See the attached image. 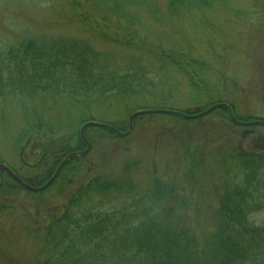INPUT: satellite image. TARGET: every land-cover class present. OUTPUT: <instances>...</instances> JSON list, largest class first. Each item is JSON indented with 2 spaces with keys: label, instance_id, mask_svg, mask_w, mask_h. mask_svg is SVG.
Here are the masks:
<instances>
[{
  "label": "rangeland",
  "instance_id": "rangeland-1",
  "mask_svg": "<svg viewBox=\"0 0 264 264\" xmlns=\"http://www.w3.org/2000/svg\"><path fill=\"white\" fill-rule=\"evenodd\" d=\"M97 1L0 0V50L27 38L36 44L63 39L77 50L91 51L95 59L90 60L113 72L117 85L101 98L95 87L75 85L77 97L94 100L82 104L62 96L61 85L50 79L62 66L46 74L32 71V80L15 74L11 87L0 88V164L37 188L53 174L45 177L43 170H55L56 159L47 152L49 127L55 133L73 130L79 153L87 147L80 137L85 122H113L125 132L129 116L138 112L124 137L91 131L95 144L86 139L90 149L83 168L43 191L3 181L0 173V264H49L58 249L45 244L57 240L47 236L48 227L94 173L129 180L133 195L154 178L172 182L180 200L166 205L182 207H176L171 221L198 228L204 240L203 232L214 224L215 210L240 171L224 156L238 151L239 142L243 149L256 150V133L242 138L243 127L221 109L190 120L154 110L196 113L223 101L242 118L262 114L264 79L258 73L264 68V0H146L123 12ZM55 143L59 146L58 139ZM109 199L99 203L94 197L90 205L73 208L72 215L112 207ZM248 217L255 226L264 224V210Z\"/></svg>",
  "mask_w": 264,
  "mask_h": 264
},
{
  "label": "trees",
  "instance_id": "trees-1",
  "mask_svg": "<svg viewBox=\"0 0 264 264\" xmlns=\"http://www.w3.org/2000/svg\"><path fill=\"white\" fill-rule=\"evenodd\" d=\"M145 1L97 2L114 12H123ZM126 18H129L127 21L133 19L130 16L121 19ZM92 58L95 59L94 54L87 48L77 50L74 46H68L63 39L36 44L33 39L27 38L9 45L6 50H0V88L11 87L10 82H15L16 75H19V79L27 76L25 80H32L33 76H28L32 71L46 74L53 69L58 72L62 66L56 76H50L52 82L61 85L64 91L62 96L72 102H92L94 100L90 96L77 97L72 93L74 86L78 85L81 89L95 87V92L100 94L98 98L106 89L117 87L114 82L116 75L106 66H96L94 60H90ZM127 88L128 85L125 86ZM102 123L122 130L121 125L113 122ZM84 131L92 144L95 141L94 136H90L91 131L103 133L104 137L109 133L115 134L96 125L87 126ZM47 132L50 137L47 152L48 155L53 154L57 164L80 148V142L74 140L76 136H73V130L72 133L69 129L56 130L55 133L49 127ZM24 133L28 134L29 131L25 130ZM56 139L59 146L55 143ZM224 157L233 160L240 171L232 179L234 187L227 191L215 210L214 224L207 226L203 232L207 233L204 240L200 239L198 228L180 226L171 221L177 214L176 207H182L166 205L168 201L180 200V193L172 182L154 178L147 189L133 195L134 189L129 180L122 177L106 179L94 173L74 190L68 204L61 210L62 215L53 219L48 227L47 236L57 237V240L53 243L48 239L50 242L47 240L45 244L58 249L55 258L51 257L52 260L48 261L49 264H264V224L255 226L248 217L251 213L264 210V154L236 151ZM83 160V157L69 158L54 182L65 178L70 172L77 174L83 168ZM55 161L54 169L57 166ZM54 171L43 170V175L46 177ZM1 176L3 181H13L5 172ZM105 196L110 197L112 207L101 209L99 205L95 209L83 210L79 217H73V208H79L77 205H90L94 197L96 202L102 203ZM70 224L73 229H69Z\"/></svg>",
  "mask_w": 264,
  "mask_h": 264
},
{
  "label": "flooded vegetation",
  "instance_id": "flooded-vegetation-1",
  "mask_svg": "<svg viewBox=\"0 0 264 264\" xmlns=\"http://www.w3.org/2000/svg\"><path fill=\"white\" fill-rule=\"evenodd\" d=\"M258 76H259V78L264 79V68H260ZM215 104H222L221 106H219L215 109H221V111L222 110L225 111L227 116L229 114L228 109H230L232 114L235 115L233 104H229V103L223 102V101L215 103ZM260 109H262L263 113L260 115H256L254 118H250L251 115H249L247 117H243V118L237 114L235 115V116H237L235 118L237 120V123L233 122V124L236 125L237 127H243V130L241 132L242 138H245V136L249 133H256V136L254 135L253 139L254 140L256 139V141H258V144L253 145V147L256 149L254 152L249 151L247 149H243L241 142H239L238 150L240 153H244V154H262V153H264V131H262V130H264V102L261 103ZM253 121L258 122V123L254 124V125H247V124H249V122H253ZM256 127L259 128L260 130H255Z\"/></svg>",
  "mask_w": 264,
  "mask_h": 264
},
{
  "label": "water",
  "instance_id": "water-1",
  "mask_svg": "<svg viewBox=\"0 0 264 264\" xmlns=\"http://www.w3.org/2000/svg\"><path fill=\"white\" fill-rule=\"evenodd\" d=\"M213 108H215V106H212L211 108H209V109H207L206 111H204V112H201V113H199V114H194V115H187V114H183V113H180V112H177V111H172V110H164V109H158V110H154V112H160V113H168V114H176V115H179V116H181V117H184V118H192V117H199V116H201V115H203V114H205V113H207V112H209V111H211ZM145 112H149V111H145ZM138 112H135V113H133V114H131L130 116H129V127H128V130H127V132H125V133H120V132H118L117 130H115V129H113L118 135H120V136H123V135H127L129 132H130V130H131V123H132V119L134 118V116L137 114ZM88 124H91V125H93V124H95V123H93V122H88V123H86V124H84L82 127H81V129H80V135H81V137H82V139L85 141V143H86V145H87V147H86V149L83 151V152H80V153H78V154H80V155H84L89 149H90V146H89V143L86 141V139H85V137H84V135H83V130H84V128H85V126L86 125H88ZM100 125H102V126H105V127H109L108 125H105V124H100ZM111 128V127H110ZM74 154V153H73ZM73 154H71V155H73ZM68 157H70V156H67L60 164H59V166H58V169H59V167L64 163V161L68 158ZM58 169L56 170V172L54 173V175L43 185V186H41L40 188H31L28 184H26V183H24V182H22L16 175H14L5 165H3V164H0V170H5L6 172H8V174L14 179V180H16L18 183H20L24 188H26V189H29V190H32V191H37V190H43L45 187H47L52 181H53V179L56 177V175H57V173H58Z\"/></svg>",
  "mask_w": 264,
  "mask_h": 264
}]
</instances>
